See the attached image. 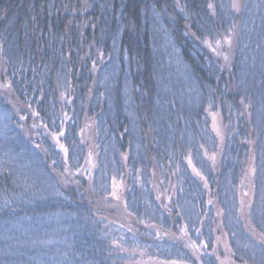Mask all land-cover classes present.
<instances>
[{"label":"trees","instance_id":"trees-1","mask_svg":"<svg viewBox=\"0 0 264 264\" xmlns=\"http://www.w3.org/2000/svg\"><path fill=\"white\" fill-rule=\"evenodd\" d=\"M234 4L0 0V264H127L106 234L117 224L134 236L133 263L264 264L229 226L237 213L264 250L253 212L264 219V89L252 99L241 87L238 32L217 53L241 23ZM117 61L118 81L102 85ZM57 213L81 225V259H45L15 238Z\"/></svg>","mask_w":264,"mask_h":264},{"label":"rangeland","instance_id":"rangeland-1","mask_svg":"<svg viewBox=\"0 0 264 264\" xmlns=\"http://www.w3.org/2000/svg\"><path fill=\"white\" fill-rule=\"evenodd\" d=\"M234 9L238 14L241 13L240 14L241 23L237 30L233 32L232 30L229 31V33L224 38L223 42L219 44L222 46V49L219 50L217 53L222 58L228 57L227 56L228 53L231 52L230 51L231 49L233 51L234 48L233 36L238 32V36H239L238 57L240 58V61L242 63L241 64L242 71L240 73L239 82L241 84V87L246 92H248V95L252 96V99L254 98L256 99L257 97L259 98L260 96L259 90H262V87L264 89V0H244V5L242 9H237V8ZM235 25L236 24H234V26ZM232 33H234V35ZM226 46H228L227 50L223 49ZM121 65L122 64L120 62L118 63L117 61L114 73L113 70H109L108 68H105L103 70L102 80H101L102 85L105 84L107 85L108 80L111 81L112 79H114V81H112L111 84L118 81V75L119 72L121 71ZM127 67H128L127 64H125V66L122 68V71H124V69H127ZM108 85H110V83H108ZM125 86H126L125 92L127 93L128 96L131 87L129 83L126 84ZM262 91L264 92V90ZM262 98H264V95H262L261 99ZM257 105L258 106L255 111L256 116H254L255 119L254 121L256 123L255 128H257L262 134L263 136L262 141L264 145V129L263 127H261V125L264 122V107L262 106L261 102L257 103ZM207 116H208L207 119H209L211 125V129H209L211 131L210 134L211 138L215 136L217 138H220L223 130V125L219 122V116L217 115L216 112H208ZM133 133L136 136L139 134L138 126L133 127ZM136 140H134L135 153H137L140 150L139 147H136L139 146L135 144ZM210 146H212L211 143ZM263 156L264 153L261 155V157L263 158ZM260 200L261 198L258 197L257 202L260 203ZM259 203H257L258 205H256L255 207L259 206L260 208L261 205H259ZM253 212H254V218L256 224H258L264 230V219L262 217L261 210L257 208ZM74 219L75 218L73 216L67 213H63V215L57 213V214H50V215L37 217L31 220V222L28 220V222L32 225L35 231V233H33V236L31 235L30 237H28L26 234L22 235L19 231L18 233L15 234V238L22 239L27 243L29 242L38 243V245L36 246L30 245V250L28 252L31 253V251H37L35 255H40L45 259H54L53 254L56 253L57 251H63V253L66 255H67V251L72 252L71 258L73 261L76 258L81 259L79 255L77 254L74 255L77 249H81V247H77L75 244L84 243L83 240H79L81 237L80 236L81 225L79 228L78 221ZM237 225L239 226V229H237L238 230L237 235L234 234L235 237L234 244L237 245L241 250L247 251V253H249L248 255H252L254 259H256V257L264 259V256L262 255V253H264L263 246L253 241L252 238H250L244 231H242L241 225L237 218V213H235V215H233L230 218L229 226L231 228L233 227L237 228ZM107 229H109V231L108 233L106 232V234L110 235L111 237L110 239L111 241H113L112 245H114L115 247L121 246L123 248L122 249L123 253L120 255V257H122L121 259L125 260L127 264L157 263V261L155 260L150 262V259L143 262L140 261L138 263H133L132 260L135 261L136 260L135 257H133L132 253L129 250H126L125 248L126 245H129L127 239L132 240V238L134 237L131 231L128 228L123 227L122 225L119 224L108 226ZM241 239H243V241ZM226 243H228L229 245V237L226 239ZM230 249L232 250L231 246ZM12 252L15 254L18 253V251H12ZM31 255L32 254H30V256ZM63 257L65 259V255ZM26 262L27 261H25V263ZM32 262L33 264L35 263V261ZM17 264H22V262H19ZM166 264H170V262L168 263L166 262ZM176 264H186V263H176Z\"/></svg>","mask_w":264,"mask_h":264},{"label":"snow or ice","instance_id":"snow-or-ice-1","mask_svg":"<svg viewBox=\"0 0 264 264\" xmlns=\"http://www.w3.org/2000/svg\"><path fill=\"white\" fill-rule=\"evenodd\" d=\"M209 7L211 8L212 5L210 4ZM233 7H236V8L238 9V5H237V4H234ZM209 47H211V45H209ZM61 134H62V133H61ZM61 147H63V146H61ZM66 151H67V150L65 149V152H66ZM197 174H199V173H197Z\"/></svg>","mask_w":264,"mask_h":264}]
</instances>
